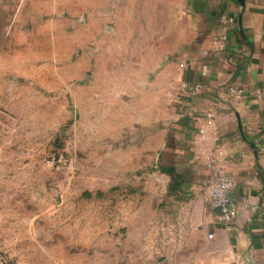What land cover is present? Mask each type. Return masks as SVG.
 Masks as SVG:
<instances>
[{"label":"rangeland","instance_id":"obj_1","mask_svg":"<svg viewBox=\"0 0 264 264\" xmlns=\"http://www.w3.org/2000/svg\"><path fill=\"white\" fill-rule=\"evenodd\" d=\"M184 10L0 0V264H176L175 205L145 140L181 92ZM59 155L73 166L46 163Z\"/></svg>","mask_w":264,"mask_h":264},{"label":"crops","instance_id":"obj_2","mask_svg":"<svg viewBox=\"0 0 264 264\" xmlns=\"http://www.w3.org/2000/svg\"><path fill=\"white\" fill-rule=\"evenodd\" d=\"M184 12L189 34L173 76L181 92L170 120L145 140L175 205L176 264H264V0H185ZM224 13L236 16L232 27ZM224 31L229 41L219 51ZM183 83L205 88L191 92ZM217 169L236 178L239 214L230 222L209 204Z\"/></svg>","mask_w":264,"mask_h":264},{"label":"built area","instance_id":"obj_3","mask_svg":"<svg viewBox=\"0 0 264 264\" xmlns=\"http://www.w3.org/2000/svg\"><path fill=\"white\" fill-rule=\"evenodd\" d=\"M221 21L225 28L232 27L236 22V16L224 13L221 16ZM229 36L227 31H224L222 35L217 39V48L219 51H224L227 47ZM182 88L191 92H199L204 90L203 84H187L183 83ZM231 92L234 95L239 96L242 90L239 88H231ZM211 116V114H210ZM209 124H213L212 119H209ZM46 163L48 165H57V168L72 167L73 160L64 155L54 156L47 158ZM236 186V178L234 175L227 174L221 169L213 171L212 176L208 184L209 204L211 208L218 209L220 211V220L223 222H230L237 218L239 214V207L233 197V190ZM213 234H210L212 237Z\"/></svg>","mask_w":264,"mask_h":264}]
</instances>
